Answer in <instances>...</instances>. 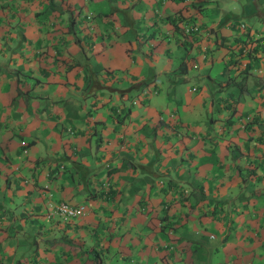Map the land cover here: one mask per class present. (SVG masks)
I'll use <instances>...</instances> for the list:
<instances>
[{"label":"crops","instance_id":"crops-1","mask_svg":"<svg viewBox=\"0 0 264 264\" xmlns=\"http://www.w3.org/2000/svg\"><path fill=\"white\" fill-rule=\"evenodd\" d=\"M208 7L0 0V264H76L71 249L81 239L83 249L104 253L108 207L122 226L116 242L142 253L160 248L168 236L123 228L135 206L157 211L167 199L192 226H218L219 241L201 243V231L184 239L211 256L222 252L226 264H264V34L247 26L227 33ZM133 39L152 43L160 60L176 48L182 54L164 58L162 77L148 86L137 64L155 56L123 43ZM130 87L136 95L127 99ZM44 139L45 155H31ZM102 179L109 197L93 193ZM6 200L20 208L5 209ZM60 200L87 212L58 216Z\"/></svg>","mask_w":264,"mask_h":264},{"label":"rangeland","instance_id":"rangeland-1","mask_svg":"<svg viewBox=\"0 0 264 264\" xmlns=\"http://www.w3.org/2000/svg\"><path fill=\"white\" fill-rule=\"evenodd\" d=\"M203 3H207L209 5V12L207 16L213 18L214 20H219L220 23L225 24L227 33L230 27L243 25L244 27H249L250 32L253 34H264V19L259 18L256 13V11H259L264 15V0H203ZM221 10L225 11V15L219 17L217 12ZM244 27H239V30H244ZM177 35L178 33H176L174 36L175 40L177 39ZM123 43L128 47L131 46L129 49H134L136 53L141 54L140 50L142 49L149 52L148 54L151 57L152 55L155 56L154 63L143 64V61H141L137 64L140 67H144L143 76L146 81H150L148 86L162 77L163 73L160 74V72L164 67V58L170 57V59H174L176 55L182 54V48H176L173 51H170L168 54L164 53V57L162 58L163 60H160V56L157 55L159 49L155 48L150 42L148 45H146L139 39H133L131 45L126 41H123ZM160 43L162 46L168 44L167 41H162ZM35 53L40 55V48H36ZM262 64H264V60H262ZM126 75L129 77L128 74ZM153 78H155V80L151 81ZM131 81L136 83L135 80L131 79ZM139 83L141 82H138L137 84ZM137 84L134 87H137ZM166 84L167 83H164V85ZM148 86H143L142 89H145ZM161 86H159V88H161ZM134 87H130L125 91L127 99L131 95H136V88ZM147 89H150L151 91L152 88L148 87ZM164 91L167 92L168 89L167 87L163 86L162 92L158 98L161 101L164 97ZM115 96L118 97V93L112 94L113 98H115ZM124 100L126 101V99ZM64 124L66 125L65 122ZM58 129L61 130V127H58ZM68 129L69 128H66V130ZM44 141L45 143L39 141V144L37 145V151L33 152L31 155H45V148L48 147L46 145H50L51 143L47 139H44ZM63 148L64 147L62 146L58 147L59 155L62 154ZM65 149L68 150L67 145ZM99 189H102L101 185H96L95 191L98 192ZM7 204L9 206L13 205L14 207H11L12 209L20 208L19 201L17 204L14 202L9 204L8 200H6L3 202L5 209H8ZM163 204L164 205L162 208L158 209L157 211L147 209L143 206L141 208L135 206L134 211H137L138 213L132 214L133 220L123 228V230H129V232H132L133 230L135 232H149L154 234V237L159 235L168 236L169 242L161 245L160 248H154L148 252L143 251L144 253H142L140 250L136 252V249L131 246L130 242L128 241L116 242L115 236L117 232L122 229V226L121 223H118L116 220L114 222L109 219L111 217L110 211H112L114 208L107 206V212H104V216L102 214V217L105 218L106 221L100 225L102 230V238L107 239L106 247H104L105 252L103 253L102 251H98L97 249L94 250L93 248L89 249V251L88 249H83V243L86 244V242L81 239L80 242L76 243L77 247H75L74 244H70V246H74L72 249L70 248L72 251H74V254H71V258L75 259L76 264H226V258L224 257V254H221L222 252L211 256L204 249V247L197 245L196 240L184 239L185 235L183 232H189L190 234L195 232L198 234V232L201 231V243L204 241H219L217 224L207 222V225L205 224L207 226L206 230H204V228L202 230L200 229L202 224L194 223L192 226V222L190 223L185 221L186 218H184L183 211H180L178 207H174L172 199L163 201ZM164 206L166 207L164 208ZM168 208L169 210H167ZM163 212L164 215L162 216ZM95 218L99 221L100 215H95ZM120 219L122 220V218ZM227 225L228 224H226V226ZM211 231L212 233L216 234V237L214 239L206 238L209 236V232ZM180 236L183 237L182 240L179 239ZM102 238L99 237V240ZM23 259H26V256H24Z\"/></svg>","mask_w":264,"mask_h":264},{"label":"built area","instance_id":"built-area-1","mask_svg":"<svg viewBox=\"0 0 264 264\" xmlns=\"http://www.w3.org/2000/svg\"><path fill=\"white\" fill-rule=\"evenodd\" d=\"M240 27H244L240 25ZM254 39H248L246 36L243 37V42H251ZM101 187L105 190L107 183L101 182ZM52 210L58 216L63 218H75L79 217L87 212L86 204L84 203H70L69 201L60 200L52 206Z\"/></svg>","mask_w":264,"mask_h":264},{"label":"trees","instance_id":"trees-1","mask_svg":"<svg viewBox=\"0 0 264 264\" xmlns=\"http://www.w3.org/2000/svg\"><path fill=\"white\" fill-rule=\"evenodd\" d=\"M241 42H243V37L241 38ZM102 181L106 183V180H102ZM102 189L101 190L99 189L98 192H96L95 189H93V193L96 194V195H98V197H100V198L111 196V193H112L111 184H109V183L107 184L106 190H102ZM65 201H67V200H65ZM70 203H73L74 204L75 202H70ZM186 216H187V212L184 213V218H186ZM199 246H201V244H199Z\"/></svg>","mask_w":264,"mask_h":264}]
</instances>
